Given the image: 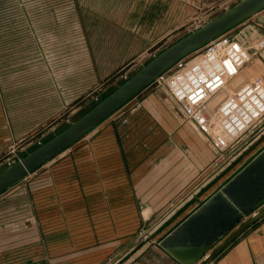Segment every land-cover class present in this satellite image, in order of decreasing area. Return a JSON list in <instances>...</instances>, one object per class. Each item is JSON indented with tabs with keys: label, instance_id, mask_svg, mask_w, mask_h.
I'll list each match as a JSON object with an SVG mask.
<instances>
[{
	"label": "rangeland",
	"instance_id": "rangeland-1",
	"mask_svg": "<svg viewBox=\"0 0 264 264\" xmlns=\"http://www.w3.org/2000/svg\"><path fill=\"white\" fill-rule=\"evenodd\" d=\"M234 1L144 0L143 29L145 35L152 38L149 47L141 55L128 57L125 63L106 73L99 66L98 58L93 56L91 25L86 23L90 17L93 20L96 8L103 7L100 4L103 0H0V100L7 104V118L0 116V171L17 160L19 155L29 152L76 120L98 98L131 76L161 49L218 15ZM260 15H264V10L222 36L233 39L247 52L248 58L241 62L240 73L233 79L240 78L237 84H244L257 76L264 78V71L259 70L264 68V25L258 22ZM200 53L201 49L188 55L187 59L192 60ZM165 82L164 79L161 82L154 80L108 117L100 126L103 129L85 135L0 194V264H59L70 260L72 253H91L93 250L89 247L96 245L102 246L99 250L108 255L106 262L109 263L153 223L157 217H147L136 225L131 213L127 216L125 212L124 215L121 213V202L113 201L110 214L103 211V215L92 218V228L79 226L78 238L74 234V243L79 240L77 243L81 248L72 249L71 226L77 220L80 224L85 218L71 215L73 204L67 198L72 185L68 178H71L72 171L77 170L84 177L89 171L100 176L104 172L107 177L115 175L117 170L112 167L111 155L118 142L116 130L128 123L129 114L145 96L156 94L174 100ZM261 124H264V116H261L257 127ZM191 126L199 132L195 125L191 123ZM249 136L244 132L229 140L220 151L221 157L208 141V158L212 156L218 161L214 163L211 160L202 172L197 170L199 159L193 147L185 152V158L190 154L192 161V169L189 167L190 170L185 171L201 173L192 178V184L207 175ZM207 138L210 140L209 135ZM262 145L264 135L144 244L153 242L150 244L161 247L158 239L200 202L198 197L203 199L204 195L207 196ZM183 150L179 148L178 156ZM93 164L95 167H90ZM188 187L183 194L192 186ZM55 192L59 194L58 199ZM57 204L65 214L61 216L63 231L60 233L55 231L54 210ZM83 211L81 208L82 216ZM46 224L47 228L44 227ZM88 243L91 245L85 246ZM223 249L211 263L216 262ZM136 250L131 256H135Z\"/></svg>",
	"mask_w": 264,
	"mask_h": 264
},
{
	"label": "crops",
	"instance_id": "crops-1",
	"mask_svg": "<svg viewBox=\"0 0 264 264\" xmlns=\"http://www.w3.org/2000/svg\"><path fill=\"white\" fill-rule=\"evenodd\" d=\"M100 4L103 7L96 8L93 20L90 17L86 23L91 25L89 31L93 35V43L90 48L93 56L98 58L97 62L102 71L109 73L125 63L128 57L139 56L145 52L152 38L146 36L143 29L144 0H103ZM138 10H141L140 13ZM259 70L262 72L264 68L260 67ZM0 104V116L2 119L3 116L7 118V104L3 100H0ZM189 121L184 120L181 108L169 96L147 95L129 114L128 123L122 129L116 130L118 142L111 155V164L116 168V174L107 177L105 172L100 176L89 171L84 177L80 175V171H72L71 178H68L72 189L67 198L73 204L71 215L85 218L80 224L77 220L71 226L72 249L81 248L77 243L79 240L74 243V234L78 238L79 226L92 228V218L103 215V211L110 214L113 201L121 202V213L124 215L125 212L126 216L131 213L136 225L147 217H157V220L186 194L188 190L184 194L183 192L187 186L193 187L203 178L192 184V178L201 173L185 171L192 169L190 154L185 158V152L188 153L193 147L199 159V168L196 167L201 172L211 160L214 162L216 159H212V156L208 158L209 148L206 146L210 140ZM101 124L89 133L103 129L100 128ZM211 147L213 148L212 145ZM179 148L184 150L178 156ZM100 168L104 170L102 166ZM55 196L58 199L59 194L55 192ZM200 197L198 199L201 201ZM81 208L84 209L83 216L80 215ZM184 209L185 207L177 215ZM54 211L55 231L60 233L63 231L61 216L64 217V210L57 204ZM47 226L44 225L45 228ZM47 239L46 237L45 243ZM150 243L153 242L143 244L136 250L135 256L130 254L120 264H180L164 249ZM89 245L91 243L85 244ZM89 248L93 250L91 253H72L70 260H63L59 264L107 263L108 255L99 250L102 246ZM223 250L216 257L215 264H264V216L255 220L250 228ZM92 258L94 260L90 261Z\"/></svg>",
	"mask_w": 264,
	"mask_h": 264
},
{
	"label": "water",
	"instance_id": "water-1",
	"mask_svg": "<svg viewBox=\"0 0 264 264\" xmlns=\"http://www.w3.org/2000/svg\"><path fill=\"white\" fill-rule=\"evenodd\" d=\"M262 10H264V0H235L218 15L195 26L161 49L131 76L98 98L76 120L29 152L19 155L17 160L3 168L0 171V194L87 135L177 61L200 50L211 40ZM258 22L264 25V15L258 17ZM238 79L240 78L233 80L229 86L236 87ZM224 96L225 92H220L212 98L208 106L213 107ZM262 135H264V124H261L220 164L107 264H120L150 240ZM260 163H264V145L250 154L205 198L164 233L158 239V244L180 264H212V259L225 246L252 222L264 215V164ZM255 169L260 170L256 172ZM208 210L209 216L201 218ZM198 220L199 222L195 223ZM227 234L228 236L221 241Z\"/></svg>",
	"mask_w": 264,
	"mask_h": 264
},
{
	"label": "built area",
	"instance_id": "built-area-1",
	"mask_svg": "<svg viewBox=\"0 0 264 264\" xmlns=\"http://www.w3.org/2000/svg\"><path fill=\"white\" fill-rule=\"evenodd\" d=\"M223 35L204 45L196 58L180 59L155 79L166 80L183 115L203 134L210 136L219 157L229 140L244 132L251 135L264 116V78L257 76L236 88H229V82L240 73L241 62L248 57L241 44L238 46ZM222 91L225 96L209 107L212 98Z\"/></svg>",
	"mask_w": 264,
	"mask_h": 264
},
{
	"label": "bare ground",
	"instance_id": "bare-ground-1",
	"mask_svg": "<svg viewBox=\"0 0 264 264\" xmlns=\"http://www.w3.org/2000/svg\"><path fill=\"white\" fill-rule=\"evenodd\" d=\"M260 164H264V163H260ZM259 170H260V169H258V170L255 169L256 172H259ZM208 212H209V210H208L207 212H205L203 215H205V216H209V213H208ZM207 213H208V214H207ZM203 215H202V216H203ZM205 216H204V217H205ZM198 221H199V220H198ZM198 221H195V223H198Z\"/></svg>",
	"mask_w": 264,
	"mask_h": 264
},
{
	"label": "flooded vegetation",
	"instance_id": "flooded-vegetation-1",
	"mask_svg": "<svg viewBox=\"0 0 264 264\" xmlns=\"http://www.w3.org/2000/svg\"><path fill=\"white\" fill-rule=\"evenodd\" d=\"M222 239H223V238H222ZM222 239H221V240H222ZM212 264H215V263H212Z\"/></svg>",
	"mask_w": 264,
	"mask_h": 264
}]
</instances>
